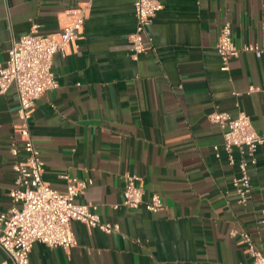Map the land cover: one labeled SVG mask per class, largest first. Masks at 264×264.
<instances>
[{
	"label": "crops",
	"instance_id": "1",
	"mask_svg": "<svg viewBox=\"0 0 264 264\" xmlns=\"http://www.w3.org/2000/svg\"><path fill=\"white\" fill-rule=\"evenodd\" d=\"M84 1L0 0V68L15 40L33 30L59 32ZM134 1L91 0L76 45L54 56L59 86L37 100L30 124L44 179L61 191L65 174L91 179L76 201L120 230L74 221L76 245L36 242L30 264H251L241 233L264 251V144L250 163L252 190L242 203L234 184L241 155L235 150L230 162L210 114L244 111L264 132V0H159L164 7L138 59L130 43ZM225 23L240 49L228 70L217 50ZM251 43L262 56L244 50ZM19 107L13 84L0 94V214L12 205L14 164L24 157L10 151ZM128 172L139 177L146 199L161 195L162 210L122 205ZM7 259L0 247V262Z\"/></svg>",
	"mask_w": 264,
	"mask_h": 264
},
{
	"label": "built area",
	"instance_id": "2",
	"mask_svg": "<svg viewBox=\"0 0 264 264\" xmlns=\"http://www.w3.org/2000/svg\"><path fill=\"white\" fill-rule=\"evenodd\" d=\"M90 3L91 0H86L70 11L68 22L57 33L41 34L33 30L15 40L5 65L0 68V94L15 84L20 102L22 122L17 129L19 137L11 142L10 151L15 157L24 153V157L16 159L14 164L17 179L10 193L12 205L0 214V247L8 255V259L0 264H30V253L36 242L52 248L73 247L77 244L72 227L74 221L99 227L108 233L120 230L119 224L102 220L92 205L76 201V197L93 182L91 179L65 174L68 185L64 191L52 187L44 179L45 161L34 143L30 126L37 100L59 86L53 70L54 56L58 52L66 55L76 45L79 32L89 17ZM163 7L159 0L134 1L137 24L130 34L134 59L146 50V30ZM217 50L222 58V68L228 70L231 59L240 52L233 41L230 23H225L221 29ZM244 50L254 51L257 56L263 53L260 45L254 43L246 45ZM260 88L253 86L252 90ZM210 119L223 129L222 146L229 154L230 162H236L235 150L241 155L238 161L240 175L234 184L241 202L246 203L252 190L250 163L254 161L258 147L264 144V132L256 130L251 117L244 111L233 117L229 112L217 110L210 114ZM220 148L218 144L214 146L218 156ZM138 181L137 175L125 174L122 205L135 209L144 204L149 211L162 210L165 204L161 195L155 193L146 199ZM261 222L264 223V217ZM241 241L251 264H264V251L249 232L241 233Z\"/></svg>",
	"mask_w": 264,
	"mask_h": 264
}]
</instances>
